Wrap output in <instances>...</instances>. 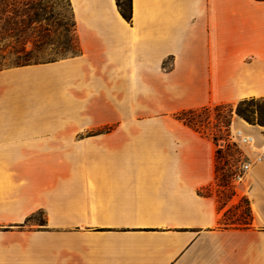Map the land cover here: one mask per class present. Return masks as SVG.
I'll return each instance as SVG.
<instances>
[{
    "label": "crops",
    "instance_id": "obj_1",
    "mask_svg": "<svg viewBox=\"0 0 264 264\" xmlns=\"http://www.w3.org/2000/svg\"><path fill=\"white\" fill-rule=\"evenodd\" d=\"M69 3L76 54L0 67V264H264V126L235 116L250 166L219 204L177 116L264 97V0Z\"/></svg>",
    "mask_w": 264,
    "mask_h": 264
},
{
    "label": "rangeland",
    "instance_id": "obj_2",
    "mask_svg": "<svg viewBox=\"0 0 264 264\" xmlns=\"http://www.w3.org/2000/svg\"><path fill=\"white\" fill-rule=\"evenodd\" d=\"M78 52L74 19L68 0H0V62L54 60ZM236 103L208 105L183 112V121L213 138L217 201L226 203L234 193L233 173L242 162L240 148L232 140ZM247 206L237 200L225 222L248 221ZM235 215V220H233ZM37 213L33 221L41 222Z\"/></svg>",
    "mask_w": 264,
    "mask_h": 264
},
{
    "label": "trees",
    "instance_id": "obj_3",
    "mask_svg": "<svg viewBox=\"0 0 264 264\" xmlns=\"http://www.w3.org/2000/svg\"><path fill=\"white\" fill-rule=\"evenodd\" d=\"M115 4H116V7L120 15L126 21H130L131 19V0H115ZM61 58H64V57H61ZM55 60L57 59L45 60V61H35V62H28L27 60H25L24 62H16L15 64H11V65H3L0 62V67L5 68V67H10V66H22V65L39 63V62H51ZM190 110H187V111H190ZM183 112H186V111H182L177 114V116L181 119H183V117L181 116ZM235 113L238 117L242 118L243 120H245L246 122L250 124H258L260 126H264V97H258V98L249 97V98L240 99L236 103ZM242 202H244L245 205L247 206L248 221L243 222L241 220V221L235 222V226H244L249 223L250 213H249L248 202L246 199H242Z\"/></svg>",
    "mask_w": 264,
    "mask_h": 264
},
{
    "label": "built area",
    "instance_id": "obj_4",
    "mask_svg": "<svg viewBox=\"0 0 264 264\" xmlns=\"http://www.w3.org/2000/svg\"><path fill=\"white\" fill-rule=\"evenodd\" d=\"M232 140L240 148L243 158L242 162L238 165L237 169L233 173V182L235 184L243 180L247 170L249 169L250 161L246 159L243 151L252 147L254 138L252 135L243 132L241 129H234L232 133ZM254 160L259 161L260 156H256Z\"/></svg>",
    "mask_w": 264,
    "mask_h": 264
}]
</instances>
